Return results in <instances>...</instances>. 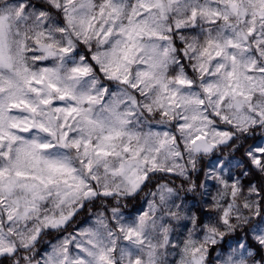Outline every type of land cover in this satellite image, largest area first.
<instances>
[{
	"label": "clouds",
	"instance_id": "obj_1",
	"mask_svg": "<svg viewBox=\"0 0 264 264\" xmlns=\"http://www.w3.org/2000/svg\"><path fill=\"white\" fill-rule=\"evenodd\" d=\"M0 264H264V0H0Z\"/></svg>",
	"mask_w": 264,
	"mask_h": 264
}]
</instances>
